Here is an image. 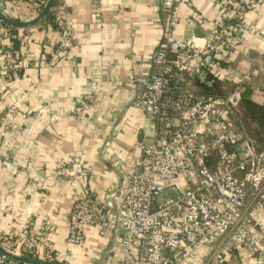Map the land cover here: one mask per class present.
Instances as JSON below:
<instances>
[{
  "label": "crops",
  "instance_id": "crops-1",
  "mask_svg": "<svg viewBox=\"0 0 264 264\" xmlns=\"http://www.w3.org/2000/svg\"><path fill=\"white\" fill-rule=\"evenodd\" d=\"M45 0H0L8 18L27 21ZM247 4L243 32L229 61L221 62L225 86L243 83L248 98L264 106V0ZM73 22L74 45L55 63L44 48L58 40L50 15L38 23L14 28L0 22V49L13 44L22 54L23 68L13 79L0 55L2 105L15 106L0 143V233L17 232L24 220L49 225L47 234L56 262L115 264L110 249L113 233L89 226L82 245L66 242L68 214L78 193L101 199L118 187L127 163L141 155L154 131L152 119L131 101L136 85L127 77L147 76L161 38L167 13L162 0H55ZM222 0H184L178 6L174 36L198 35L232 19ZM93 12L98 17L91 18ZM98 83L93 96L90 81ZM94 97L90 103L87 98ZM84 103L82 118L72 114ZM246 111V110H245ZM248 117L247 112H245ZM264 228V207L255 215ZM238 262L255 264L244 249ZM201 258L202 252H198ZM111 257V259H109Z\"/></svg>",
  "mask_w": 264,
  "mask_h": 264
},
{
  "label": "built area",
  "instance_id": "built-area-1",
  "mask_svg": "<svg viewBox=\"0 0 264 264\" xmlns=\"http://www.w3.org/2000/svg\"><path fill=\"white\" fill-rule=\"evenodd\" d=\"M183 1L162 0L167 18L152 54L154 70L147 76L127 77L137 89L132 105L154 124L152 140L127 163L119 186L103 198L87 192L76 195L68 214L66 242L82 245L86 228L93 226L101 233H113L109 255L115 264H243L235 255L240 249L264 261V228L255 219L264 207V150L256 151L236 131L233 119L234 113L246 116L239 102L248 88L239 84L219 96L190 87L195 81L208 85L222 75L221 62L229 61L241 39L248 6L222 0L233 12L232 19L202 35L189 19L191 34L178 38L174 31ZM45 2L37 6L35 15ZM49 15L58 40L44 50L55 63L74 45L73 22L62 3L53 5ZM97 17L98 12L91 14L92 19ZM0 55L5 72L18 79L23 68L20 51L9 44ZM89 83L94 96L98 83ZM93 98L87 100L92 103ZM84 112V103L72 110L80 118ZM14 114L15 106H3L0 98V143ZM36 224L33 217L27 218L17 232L0 233V244L13 254L57 264L47 237L52 228ZM0 264L21 263L0 255Z\"/></svg>",
  "mask_w": 264,
  "mask_h": 264
},
{
  "label": "trees",
  "instance_id": "trees-1",
  "mask_svg": "<svg viewBox=\"0 0 264 264\" xmlns=\"http://www.w3.org/2000/svg\"><path fill=\"white\" fill-rule=\"evenodd\" d=\"M28 1V0H27ZM2 22V21H0ZM5 24L4 22H2ZM211 79V78H210ZM239 84L243 83H232L230 87L227 88L223 82L219 81L217 78H212L210 84H202L198 82L191 83V88L196 92L216 94L219 96H225L232 92ZM245 85L247 88L248 86ZM248 92V90H247ZM247 92L242 96L239 104L243 107L247 114V118H240L236 113L234 116V126L236 131H240L246 138L249 139L252 146L256 151L264 150V106L259 105L250 98H248ZM57 264H62L57 262Z\"/></svg>",
  "mask_w": 264,
  "mask_h": 264
},
{
  "label": "water",
  "instance_id": "water-1",
  "mask_svg": "<svg viewBox=\"0 0 264 264\" xmlns=\"http://www.w3.org/2000/svg\"><path fill=\"white\" fill-rule=\"evenodd\" d=\"M54 3H55V0H46L40 12L34 18H31L30 20H27V21H16L11 18H8L0 10V21L4 22L10 27L25 28V27L34 25L38 23L39 21H41L42 19H44L50 13ZM0 255L6 258L7 260L14 261V262L21 263V264H48L42 260L36 259L29 255L13 254L7 249H5L1 244H0Z\"/></svg>",
  "mask_w": 264,
  "mask_h": 264
}]
</instances>
